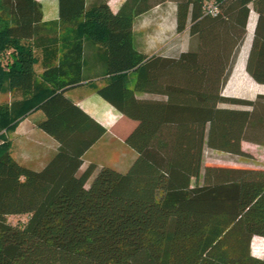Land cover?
I'll return each mask as SVG.
<instances>
[{
	"label": "trees",
	"instance_id": "obj_1",
	"mask_svg": "<svg viewBox=\"0 0 264 264\" xmlns=\"http://www.w3.org/2000/svg\"><path fill=\"white\" fill-rule=\"evenodd\" d=\"M165 1L124 0L112 12L108 0H58V21L44 22L38 1L0 0V92L19 94L0 104V264H264L250 248L264 237V168L203 162L206 149L249 156L244 142L264 145V94L221 93L249 4L257 17L245 69L264 84V0H216L215 16L201 1L169 0L175 32L195 44L144 54L134 18ZM96 76L108 77L97 94L135 122L125 172L80 169L106 129L65 92ZM36 110L38 128L57 142L39 170L11 156L4 133ZM20 214L22 225L7 219Z\"/></svg>",
	"mask_w": 264,
	"mask_h": 264
},
{
	"label": "crops",
	"instance_id": "obj_2",
	"mask_svg": "<svg viewBox=\"0 0 264 264\" xmlns=\"http://www.w3.org/2000/svg\"><path fill=\"white\" fill-rule=\"evenodd\" d=\"M41 5L42 10V21L44 22H57L58 21V0H36ZM124 0H108V6L112 12H116ZM174 3L172 1L166 0L163 3L156 4L146 10L145 12L135 16L133 21V44L134 47L144 54H160L158 52L161 46V40L164 33H174L176 36L184 40V47L180 50H185L187 47V42L189 41L188 31L184 30L181 33L175 32V19H174ZM252 12V13H251ZM250 12V19L254 21L257 14L254 10ZM247 34L250 30L251 36H248L249 43H251L252 32L254 25H250ZM61 32L57 30V33ZM152 36V38H150ZM247 36V35H246ZM149 37V39H147ZM151 39V41H149ZM186 44V47H185ZM64 44H58V51L61 54L65 46ZM241 51L244 52L242 58H239L237 65L234 64L232 72L228 78V83L234 89H237L244 84H257L250 75L246 72L245 61L243 60L248 53V46H243ZM177 51L168 53L175 54ZM34 53L36 56V62L34 64V69L36 71L37 80L42 79V72L44 70L41 65L42 50L41 48H34ZM166 53V52H165ZM89 62L95 63V58L91 59ZM57 63V60L56 62ZM91 63V64H92ZM93 63V64H94ZM96 68L99 67L95 65ZM108 81L106 76H96L89 80H86L76 87L68 89L65 94L69 97L77 106H79L84 112L90 115L96 122L102 125L106 131L105 133L84 153L83 164L81 165V170L87 166V164L93 162L91 158H87V154L102 140L106 139L108 136L112 138L115 134L121 133V138L125 139L126 134L133 128L135 122L121 115L110 103L104 100L99 94H97V89ZM235 92H237L235 90ZM240 96L241 93L237 92ZM140 98L157 97L155 94L148 93H138L136 94ZM244 95V94H242ZM251 99V98H250ZM43 118V114L40 110L33 111L27 114L24 118L19 120L13 130L10 131V142L12 150L15 148L20 153V161L27 163V159L24 156L25 152L22 147L16 146L22 141H35L33 142L37 148L41 149V157L39 158L40 164L45 161L50 155H52L57 147V142L49 136L47 133L42 131L37 126V122ZM113 129L116 131L113 132ZM6 133V132H5ZM10 147V148H11ZM12 153V152H11ZM24 156V157H23ZM38 160V159H37ZM24 163V164H25ZM45 163V162H44ZM43 164V163H42ZM264 239L261 236H253ZM253 239V238H252ZM252 242V240H251ZM260 246H264V241L259 242ZM251 248V244H250ZM251 253L257 257H261L260 254L254 253L251 249Z\"/></svg>",
	"mask_w": 264,
	"mask_h": 264
},
{
	"label": "rangeland",
	"instance_id": "obj_3",
	"mask_svg": "<svg viewBox=\"0 0 264 264\" xmlns=\"http://www.w3.org/2000/svg\"><path fill=\"white\" fill-rule=\"evenodd\" d=\"M250 12L253 9L252 4H249ZM252 13V12H251ZM254 21L250 19V13L248 16V29H250V25L253 24ZM250 32V30H249ZM248 32L247 34V27H246V38L241 46H250L248 36H251V34ZM153 35H151L150 38H152ZM149 39V37L147 38ZM187 47L185 44L186 49L190 46L193 47L195 44L194 40L190 41V38L188 39ZM151 41V39L149 40ZM161 46L158 52L162 53H171L174 51H179L180 48L184 47V40L176 36L174 33H164L162 40H161ZM237 57V60L235 64L237 65V62L239 58H242L244 52L241 51ZM243 60H246V57L243 58ZM234 87H231L228 81L225 83V85L221 89V93L225 96H234V97H241V98H255L257 94H264V84H244L238 87L237 89H234ZM240 92L241 95L237 92ZM244 94V95H242ZM19 94H13L12 92H9V90L5 89L4 91L0 92V104L9 103L14 97H18ZM221 106L225 107H236V108H246L241 105H234L229 103H222ZM132 123L134 121H131ZM116 131V129H113V132ZM5 133V132H4ZM128 134V133H127ZM126 134V135H127ZM6 137L10 138V132L5 133ZM121 133L115 134V137L112 138L111 136H108L106 139L102 140L97 144L88 154L87 158L92 159V163L96 164V170L97 172L102 166H109L119 172H125L133 162V160L136 157L135 151L130 148L125 142L124 139H122L120 136ZM10 140V139H9ZM35 141H22L18 143L16 146L22 147L25 152V157L27 159V163L20 161V153L12 147L10 148L11 156L18 161L20 164L27 166L34 170H39L42 168V166L48 161V159L52 156L50 155L45 161H43L41 164L39 162V158L42 155L41 149L34 146L33 143ZM243 149L246 153H248L249 156H242L237 154H231L224 151L219 150H212V149H206L203 157L204 163H210L213 165H224V166H242V167H256V168H264V145L258 144L255 142H244ZM23 156V157H24ZM38 159V160H37ZM45 162V163H44ZM25 163V164H24ZM88 165V164H87ZM84 169V168H83ZM93 173V174H94ZM8 221L15 225H22L26 219L27 214H20V215H9L7 217ZM264 241V239L259 237H253L251 242V249L254 253L260 254L261 257H264V246H260L259 242Z\"/></svg>",
	"mask_w": 264,
	"mask_h": 264
},
{
	"label": "built area",
	"instance_id": "obj_4",
	"mask_svg": "<svg viewBox=\"0 0 264 264\" xmlns=\"http://www.w3.org/2000/svg\"><path fill=\"white\" fill-rule=\"evenodd\" d=\"M201 1L202 10L204 13L215 16L219 12V7L216 0H198Z\"/></svg>",
	"mask_w": 264,
	"mask_h": 264
}]
</instances>
